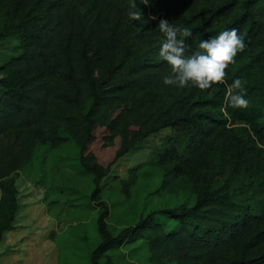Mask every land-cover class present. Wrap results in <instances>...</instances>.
<instances>
[{"label": "trees", "instance_id": "obj_1", "mask_svg": "<svg viewBox=\"0 0 264 264\" xmlns=\"http://www.w3.org/2000/svg\"><path fill=\"white\" fill-rule=\"evenodd\" d=\"M148 1L163 18H149L140 0H135L136 8L132 2L104 0L102 14L92 9L93 0H0V8L12 17L4 33L14 34L19 48L0 65L5 72L0 76V161L7 159L2 143L18 145L35 137L59 144L70 134L78 141L81 165L92 174L91 198L97 199L108 164L91 148L101 139L113 159L125 152L133 144L121 133L128 118L148 123L140 136L180 125L193 140L211 137L230 144L238 160L249 152L257 156L262 149L258 142L264 144V78L248 86L238 61L247 58L244 66L255 61L264 69V0ZM118 4L142 13L140 21L127 17L123 28L120 23L111 27L124 35L127 50L106 35ZM160 19L190 29L187 54L198 50L201 36L212 38L235 28L244 37L246 48L227 68L225 83L209 89L212 94L164 84L171 69L159 57L165 39ZM235 79L246 82L247 108L228 106ZM205 106L215 111L203 110ZM236 121L248 125L245 136L227 126ZM168 158L177 159L176 171L194 172L191 159L180 152ZM231 197V192L205 190L190 207L155 209L115 235L107 230L108 208L100 200L97 227L102 240L91 251L90 264H98L106 250L137 237L149 245L158 264H264V191L238 201ZM210 204H232L231 211L212 224L197 221L207 220L206 208L201 210ZM162 216L174 223L167 226ZM230 251L236 255L226 259Z\"/></svg>", "mask_w": 264, "mask_h": 264}, {"label": "rangeland", "instance_id": "obj_2", "mask_svg": "<svg viewBox=\"0 0 264 264\" xmlns=\"http://www.w3.org/2000/svg\"><path fill=\"white\" fill-rule=\"evenodd\" d=\"M120 1L121 5L135 2ZM93 2L92 9H100L102 14L104 0ZM145 6L149 18L163 16L149 1ZM130 11L118 4L115 14L109 16L111 24L106 30L108 39L126 50L124 35L111 27L120 23L123 28ZM11 20V15L0 8V65L19 50L17 37L4 33ZM209 38L201 36L199 40ZM246 61L247 58L238 61V66H242L250 86L264 78V69L255 61L244 66ZM3 74L0 69V76ZM203 94L210 95L212 90ZM202 109L215 111L210 106ZM261 112L264 123V103ZM147 124L129 118L123 122V139L133 144L114 159L105 153L101 139L91 148L104 165L108 164L97 199L91 198L92 174L81 165L78 141L70 134L64 132L68 138L59 144L35 137L18 145L2 143L7 159L0 161V264H90L91 251L102 240L97 227L100 200L108 208L107 230L115 235L155 209H186L205 190L231 192L234 201L248 193H263V143L258 142L262 149L257 156L249 152L238 160L230 144L211 137L193 140L180 125L160 127L140 136ZM227 126L243 136L248 129V125L237 121ZM177 152L185 155L187 161L191 159L189 163L195 167L192 174L174 169L177 159L168 158V154L173 157ZM231 206L210 204L201 210L206 208L203 212L207 220H196L215 223L229 214ZM160 219L167 226L174 223L165 216ZM235 255L230 251L226 259ZM98 264L158 263L149 245L137 237L106 250Z\"/></svg>", "mask_w": 264, "mask_h": 264}, {"label": "clouds", "instance_id": "obj_3", "mask_svg": "<svg viewBox=\"0 0 264 264\" xmlns=\"http://www.w3.org/2000/svg\"><path fill=\"white\" fill-rule=\"evenodd\" d=\"M148 4V0H140ZM136 8V3L131 5ZM129 17L133 21L142 20L141 11H130ZM152 19H156L152 17ZM159 31L165 39L159 49V57L171 69V74L163 78L165 85L177 88L193 86L201 91L209 90L213 85L225 83L227 68L235 63V57L246 48L244 37L233 28L220 32L209 39H201L198 50L188 53L185 39L192 33L187 27H180L170 23L167 19H160ZM245 81L235 79L229 87L227 103L234 109L248 107L245 99Z\"/></svg>", "mask_w": 264, "mask_h": 264}]
</instances>
